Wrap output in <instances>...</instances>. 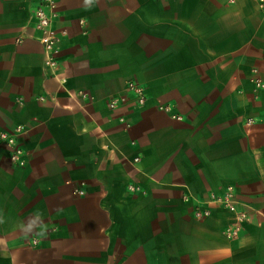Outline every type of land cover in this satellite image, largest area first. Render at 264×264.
Instances as JSON below:
<instances>
[{
  "label": "crops",
  "instance_id": "1",
  "mask_svg": "<svg viewBox=\"0 0 264 264\" xmlns=\"http://www.w3.org/2000/svg\"><path fill=\"white\" fill-rule=\"evenodd\" d=\"M38 3L0 0V264H264L259 0H55L53 70Z\"/></svg>",
  "mask_w": 264,
  "mask_h": 264
},
{
  "label": "built area",
  "instance_id": "2",
  "mask_svg": "<svg viewBox=\"0 0 264 264\" xmlns=\"http://www.w3.org/2000/svg\"><path fill=\"white\" fill-rule=\"evenodd\" d=\"M54 6L55 0H39V3L34 8L36 26L42 31L41 41L44 45L45 62L46 65L52 70L56 65V60L53 58L52 53L55 51L54 44L58 35L51 25L52 17L54 16ZM259 8L260 10L264 11V0H259ZM127 92H131V94L134 96L131 101L132 104L136 106H141L144 104L145 96L143 89L134 80H129L126 84V92L109 98L107 101L108 107L115 108L119 104L126 103L128 98ZM0 137L5 139V141L12 148L9 155L10 160L22 164V160H20L22 149L13 136V133L8 134L7 132H2L0 133ZM209 201L220 202L224 204L229 211L235 214L236 224L232 228L226 230V235H236L241 228V222L245 219L246 213L244 210L237 207L236 201L233 200L232 189L228 187L222 196H211ZM207 214V210H196L194 212V216L196 217H203Z\"/></svg>",
  "mask_w": 264,
  "mask_h": 264
}]
</instances>
